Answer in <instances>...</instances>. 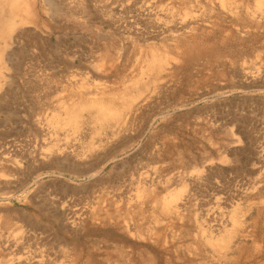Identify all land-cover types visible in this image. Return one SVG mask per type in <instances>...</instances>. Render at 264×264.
<instances>
[{"label":"rangeland","instance_id":"374dc122","mask_svg":"<svg viewBox=\"0 0 264 264\" xmlns=\"http://www.w3.org/2000/svg\"><path fill=\"white\" fill-rule=\"evenodd\" d=\"M0 21V264H264V0Z\"/></svg>","mask_w":264,"mask_h":264},{"label":"bare ground","instance_id":"6f19581e","mask_svg":"<svg viewBox=\"0 0 264 264\" xmlns=\"http://www.w3.org/2000/svg\"><path fill=\"white\" fill-rule=\"evenodd\" d=\"M11 25H12L11 21H0V36L5 35L8 32ZM97 110L100 114L102 115L105 114V111L103 108H98Z\"/></svg>","mask_w":264,"mask_h":264}]
</instances>
